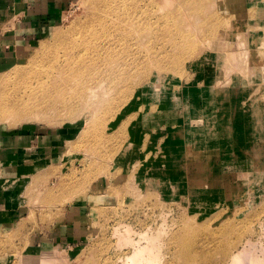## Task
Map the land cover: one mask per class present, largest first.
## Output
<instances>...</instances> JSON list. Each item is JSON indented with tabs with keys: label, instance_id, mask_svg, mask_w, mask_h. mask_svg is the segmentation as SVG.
<instances>
[{
	"label": "rangeland",
	"instance_id": "374dc122",
	"mask_svg": "<svg viewBox=\"0 0 264 264\" xmlns=\"http://www.w3.org/2000/svg\"><path fill=\"white\" fill-rule=\"evenodd\" d=\"M135 1L136 15L150 18L155 29L148 41L129 42L113 62L97 58L103 43L92 42L101 34L111 38L99 25L101 0L64 1L49 22L41 23L24 53L0 61V102L20 98L29 88L37 92L56 71L68 73L65 62L78 63L77 70L86 65L82 77L94 84L101 80L91 102L85 96L86 102L71 108L44 110L39 120H7L0 114V132L39 127L61 133L58 143L29 154L23 194L35 208L28 223L40 218L39 225L48 226L69 208L81 215L73 235L58 242L32 245L16 229L0 230V264H22L27 248L38 251L44 243L66 255L59 264H120L126 248L117 247L114 229L123 224L154 231L163 223L169 264H221L227 253L241 249L246 263L249 250L264 252V0ZM16 11L13 6L0 36L21 32L15 29L22 23ZM86 43L94 49L88 52ZM216 100L223 103L224 116L215 131L232 137L226 120L234 122V130L238 126L234 151L226 150L224 140L217 141L224 149L214 140L204 149L193 142L177 144L206 126L200 116L214 115ZM168 148L180 159L175 167ZM256 157L258 164L251 163ZM192 175L208 183L223 181L216 188L201 185L209 190L206 201L215 203L212 211L192 207L187 191L197 189L188 183ZM221 187L234 189V207L227 206L233 199ZM181 240L189 248L188 262L178 250Z\"/></svg>",
	"mask_w": 264,
	"mask_h": 264
},
{
	"label": "bare ground",
	"instance_id": "6f19581e",
	"mask_svg": "<svg viewBox=\"0 0 264 264\" xmlns=\"http://www.w3.org/2000/svg\"><path fill=\"white\" fill-rule=\"evenodd\" d=\"M101 1L104 3V9L101 10L100 17H101L102 24H100L101 23V21H100L99 25L102 29V33H107V32L111 33V38L110 39L101 38L102 37V34H101L100 36H98L96 38L95 41H92L95 44V42L100 39L103 43L101 50L98 49L99 57H97V58H99L101 61L105 60V59H108V60L111 59L110 61H112V58L118 59V57L121 56L122 53H124L128 50V49L125 50V48L129 44V42L132 41V44H135L136 41L143 40V39L148 41V38H149L148 32H150V30H152L154 27L152 25V21L150 18L142 19L143 16L136 15V12H135L136 11V1L135 0H133V1H129V0H101ZM149 1L151 2L152 0H149ZM165 3L169 4L168 0H166ZM174 3H175V1H174ZM137 8H139V6ZM143 33H147V34H143ZM145 37H146V39H145ZM182 37L183 36H181V38ZM85 49L88 52H90L91 50L94 49V46H90V45H88V43H86ZM123 50H125V51L122 52ZM81 61H84V60H81ZM95 62H97V61L95 60ZM112 62H110V63H112ZM115 62L116 61H114V63ZM65 64H66V67L69 68L68 69L69 72L66 73V69H63L61 71H56L51 76H46V79H44L45 83L42 84V88L38 89L37 92L32 94V89L29 88L30 92H25L24 94L20 95V98H10L12 96L10 94V97H9L10 99L8 101H1L0 102V114L5 115L4 117H6L5 119H7V120L10 119L9 117H11V120H13L12 118H17V117H18V119H20V118L23 119V118H28V117H34V118L39 117V118H41V116L46 115V114H44V110L46 111L47 109H50V108L55 109V108H58L60 106L61 107L63 106V108H65V107L71 108L72 106H76L79 103L81 104V102H86L87 101L86 97H88V98L90 97V102H91L90 94H91L92 90L98 86V84H99V82H101V80H98L96 82V84H94L93 79L83 78L82 72H84L86 70L85 69L86 65L81 66L77 70L74 68L77 67L78 63L65 62ZM106 64H107V61H106ZM95 66H98V65L96 63H94L91 67L95 68ZM109 68H110V66H109ZM96 69H97V67H96ZM115 69L117 70L118 74L122 75L121 68L119 66H116ZM13 71H15V70H13ZM27 86H29V85H27ZM105 86H107V85H105ZM102 87H104V86H102ZM107 87H106V90H107ZM111 90H112V88H111ZM71 91H74V94H71ZM99 96H100V94H99ZM73 97H74V99H72ZM85 98H86V100H85ZM99 99H101V98L99 97ZM96 100L93 101V104L96 103ZM102 100H99V101L101 102ZM207 102H211L210 99H208ZM88 103H86V104H88ZM93 104H92V107H93ZM214 107L218 108V109L215 108V111H214L215 114L214 115H209L210 111H207L206 112L207 115L204 114L203 116H200L202 118H205V120L207 122V126H208L207 129H209V130L206 131L205 129L199 128L201 131L199 129H197V130H199L197 134L193 135L191 138L190 137L186 138V139L180 138L178 140L177 144L182 143L184 141H185V143L193 142L197 146V148L204 149L207 147H211L210 146L211 142H210V144L207 143L208 140L209 141L214 140L215 141L214 143L217 144L219 146V148L224 149L222 143H217V141L221 142V140H224L228 144V148L226 150L234 151V149H232V147H233V143H234V139H235V137H234L235 133L238 135V126L234 130V122L231 123V120H226L227 126H228L227 132L230 133L232 137L226 138L224 135L219 133V130L215 131V127L219 125V122L217 119L221 116H224V111L222 110L223 109V103L219 100H216L214 103ZM231 109L232 108L230 107V105L228 103V105H227L228 113L226 114V116H230ZM234 118H235V114L233 116V119ZM48 120H47V122H48ZM214 120H215V124L212 125V122H214ZM236 122H237V120H236ZM190 130H191V128H190ZM173 151H175V150L172 148L167 149V156L169 158L168 160H169V164L171 167H175L174 164L176 163V161L180 160V159H178V155L175 156V153ZM223 156L228 157L227 154H223ZM251 163H254V164L257 163L258 164L257 157L255 159H252ZM27 177L28 176H25V178H23V177H21V178H23V180H26ZM193 177H195V178H193ZM188 183L194 184L197 188V189H189V187L187 188V191L189 193L188 194L189 198H191L190 203H191L192 207L193 206L198 207V208L202 207V211H205V212L212 211L214 209L215 203L212 204L211 202L206 201L207 198H209V190H205L203 187H201V185L205 184V185H208L209 187H215L216 188V187L222 186L224 184L223 181L220 183H218V182H209L208 183V182H204L202 180H198L197 176L192 175L191 180L188 181ZM175 188L176 187L168 186L167 191H169L171 193H176V192H174ZM221 189L224 190L226 196H231V198L233 199L234 189H231V187H230V189H224L221 187ZM189 191H194L195 193L191 194V192H189ZM198 192H199V194H198ZM181 197H182V195H181ZM231 198H230V201H231ZM237 203H238V201H235L233 199L232 202L227 203V206L229 205L230 207H234ZM204 206H207V207H204ZM184 222L187 223V221H184ZM187 224L189 225V226L186 225L187 229L191 230L192 224L191 225H190V223H187ZM180 228L182 230V227H180ZM166 233L167 232H166L165 227L163 226V223L160 224L157 228H155L154 231L150 230L148 228L142 229V230H135L129 224H123L119 227H116L114 229V234L116 235L117 247L122 246V247L126 248V250L123 251L121 253V256L119 257L120 258V264H169L171 261L168 258V254L170 253L171 250L168 249L167 247H165L166 246V239H165ZM175 237H176V235H175ZM182 239L184 240L185 238H182ZM245 239L248 240V237ZM239 241L241 242V240H239ZM244 242H246V241H244ZM176 244H177V242H176ZM237 244H239V242ZM45 245H46V243H44V247H42L38 251H32L30 248H27L29 250L27 251V249H26V252H24V254H22V256H21L22 264H59V263H62L63 261L66 260V255H60V254L56 253L52 248L46 247ZM176 246H178V245H176ZM225 247H226V245H224V248ZM180 248H182V250ZM232 248L234 249V247H232ZM238 248H240V247H238ZM179 249L182 251L181 256L186 257V261L188 259H190L188 257L189 256V248L186 247V242L184 243L182 241L178 246V250ZM227 249H228V247H227ZM235 249H236V247H235ZM252 249H254V247ZM256 250H257V247L255 250H249V255L247 257L246 263H244L243 249H241V250H235L236 253H234V254H233V252H231L229 254L227 253L226 257L224 258V260L221 264H264V254H263L264 252L260 253V251H259V253H257ZM178 253L179 252L177 251V254ZM222 253H224V252H222ZM221 256H223V255H221ZM176 257H177V255H176ZM177 258H179V257H177ZM209 259H210V257H209ZM178 260H180V259H178ZM185 264H188V263H185Z\"/></svg>",
	"mask_w": 264,
	"mask_h": 264
},
{
	"label": "crops",
	"instance_id": "0c3cea01",
	"mask_svg": "<svg viewBox=\"0 0 264 264\" xmlns=\"http://www.w3.org/2000/svg\"><path fill=\"white\" fill-rule=\"evenodd\" d=\"M64 1L66 0H14V5L13 0H0V28H3L8 15L13 13L14 6L22 18V23L16 24L15 29L25 32V35L21 32L12 35L11 28H8L11 31H5V34L0 36V61L24 53L31 46L30 40L39 33L41 23L49 22L48 19H52L58 13ZM218 122L220 125L221 120ZM60 139L61 133L56 128L29 127L26 130L5 128L4 132H0V230L16 229L21 237H28L32 245H40L46 240L58 242L66 235L72 236L71 231L75 222L81 216L79 211H72L73 208H69L68 212L60 214L62 217L54 219L48 226L39 225L40 218H37L36 224L28 223L29 212L35 207L29 206L28 199L23 194L26 181L21 177H25L28 172L29 154L58 143ZM70 220L74 223L70 224ZM29 224L33 230L31 232Z\"/></svg>",
	"mask_w": 264,
	"mask_h": 264
}]
</instances>
